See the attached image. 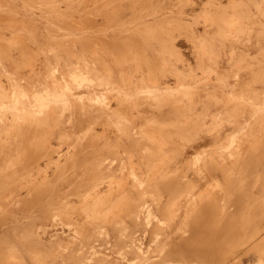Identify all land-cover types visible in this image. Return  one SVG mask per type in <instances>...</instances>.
<instances>
[{
    "label": "bare ground",
    "instance_id": "bare-ground-1",
    "mask_svg": "<svg viewBox=\"0 0 264 264\" xmlns=\"http://www.w3.org/2000/svg\"><path fill=\"white\" fill-rule=\"evenodd\" d=\"M252 172L264 175V0H0V264H20L41 249L46 259L63 258L68 246L69 260L80 257L77 233L98 237L106 217L123 209L113 205L160 192L200 196L203 220L192 204L185 210L203 225L213 214L209 200L223 199L219 189L197 193L183 181L208 173L231 186ZM33 208L39 215L29 214ZM238 211L233 226L245 219ZM42 212L52 216L40 219ZM53 228L66 234L44 238ZM223 262L212 250L195 260Z\"/></svg>",
    "mask_w": 264,
    "mask_h": 264
},
{
    "label": "rangeland",
    "instance_id": "rangeland-1",
    "mask_svg": "<svg viewBox=\"0 0 264 264\" xmlns=\"http://www.w3.org/2000/svg\"><path fill=\"white\" fill-rule=\"evenodd\" d=\"M204 174V176H205V174H206V176H205V178H204V180H202L203 178L202 177H204L202 174H200V175H198L196 178H200L199 180H201V181H199L198 183H196L197 182V180L195 181V178H194V180L193 179H187V180H185V181H183V183H182V188L184 187V189L187 187V185H189L188 187H192V186H194L193 184L195 183L196 184V188H193V191H196L197 193H198V190L200 189L201 191H202V189L203 188H205L206 189V187L207 186H209V185H212V186H217L216 187V190H218L219 192H220V195L222 196V198L224 199H219V200H216V199H214V200H209V202L208 203H210L211 205H212V211H213V214H212V216H211V219H209L210 221L209 222H205L203 225L201 224V223H199V221L200 222H203V221H201V220H199V219H202L201 218V213H200V205L202 204L201 203V198H200V196L198 197H196V196H194V198L192 197V192H189L188 190L187 191H184V194H183V192H182V190L180 191V192H176L178 195H175V193L173 194V197L172 198H169L167 195H170L169 193H163V194H161V192L160 193H157V196L155 195L154 197L152 196V197H150V200H138V201H135V200H133V201H129V202H132V203H136L135 205H131L130 207H128L129 205H113L114 207H119V209H117V210H115V211H120V209H122V207H123V209L120 211V213L118 212V213H113V215L111 216V215H108V217H106V219L108 220L107 221V223H108V225H107V227H106V229H105V232H102L101 234H99V236L98 237H96V236H91V237H89L88 238V236H87V238H86V236H84L83 234H84V232H80V233H77L76 235H78L77 237H76V241H79V243H74V245H73V247L75 246V247H83L84 249H82V247L80 248V250H79V253H80V257H73L72 258V256L70 255V257H71V259H72V261H71V259L69 260V251L67 252V249L68 248H72V246H68V248L67 249H65L66 247H64V249L62 248L61 249V251H63L64 252V257L62 258H58V259H52V258H47L46 259V257H45V252H44V250L43 249H41V250H38L37 252H28V259H27V261H25V262H21L20 264H47V262L49 261V263L48 264H53L54 262L55 263H57V264H78V263H80V264H105V262H107L106 264H119V263H121V264H138L137 263V260H136V258H138V262H139V264H145V263H147V261L149 262V260H150V263L151 262H153V263H151V264H196L195 263V260H197V254H200L201 252H203V253H206V252H211V250H212V252H215V254L218 256V254H219V257H222L223 258V264H226V262H228V263H232V264H236L237 262H238V264H253L254 262H256L257 260H259V258L260 257H263L264 258V229H262L261 227H263L264 228V226H262V225H257V223H258V221L260 222V221H264L263 219H262V217H264V210H261L260 209V211H259V207L260 208H262L263 209V207H264V201H262L263 199H264V190H263V188L264 187H260V185L262 184V182H264V175L263 174H258V173H255V172H252V173H247V174H237L239 177H235V182L234 183H232L231 184V186L229 185L228 186V182L227 181H225L224 179V177L222 176H214V177H211V178H208L209 176V174L208 173H203ZM253 174V175H252ZM257 175V176H256ZM259 175V176H258ZM260 176H261V179H260ZM207 177V178H206ZM224 178V179H223ZM259 178V179H258ZM263 178V179H262ZM191 180V181H190ZM192 180H193V182H192ZM190 181V182H189ZM217 181H219V183H217ZM262 181V182H261ZM191 182H192V185H190L191 184ZM257 182V183H256ZM207 183V184H206ZM256 183V184H255ZM261 183V184H260ZM186 184V185H185ZM249 186H248V185ZM185 185V186H184ZM247 185V186H246ZM211 186V187H212ZM253 186H257V187H253ZM259 186V187H258ZM246 187H250V188H246ZM218 188V189H217ZM205 189H203V190H205ZM210 189H212V188H210ZM250 189V190H249ZM242 191V192H241ZM187 192L188 193H190V194H187ZM200 192V191H199ZM222 193V194H221ZM226 194V195H224V194ZM159 194V195H158ZM185 195V194H187L186 196H185V198H183L182 197V195ZM164 195V196H163ZM172 195V194H171ZM171 195H170V197H171ZM175 195V196H174ZM188 195L190 196V198H188ZM242 195V196H241ZM176 196H177V198H176ZM225 196V197H224ZM230 196V197H229ZM167 199H166V198ZM191 197H192V199H191ZM235 197V198H234ZM251 197V198H250ZM176 198V199H175ZM199 198V199H198ZM236 198H240L239 200L238 199H236ZM245 200H244V199ZM49 199H52V197H49ZM181 199H183V200H185V201H183V200H181ZM190 199V200H189ZM196 199H198L197 201L198 202H196V204L197 205H195V201H196ZM230 199V200H229ZM232 199V200H231ZM243 199V200H242ZM247 199H249V200H247ZM73 202L74 201H79V199H71ZM115 200V201H114ZM167 200V201H166ZM173 200V201H172ZM221 200V201H220ZM241 200H242V202H241ZM33 201H35V200H30V202L32 203ZM111 202H113V203H116V204H119V203H121V202H124L125 200L123 199V200H119V199H111L110 200ZM143 201H145L146 203L145 204H138V202H143ZM148 201H151V203H149ZM190 201H192L191 203H189ZM194 201V202H193ZM217 201V202H216ZM226 201H228V202H226ZM232 202V204H231V202ZM236 201V202H235ZM250 201V202H249ZM252 201V202H251ZM260 201H262V203L260 202ZM162 202V203H161ZM172 202V203H171ZM182 202V203H181ZM200 202V203H199ZM203 202V201H202ZM230 202V203H229ZM234 202H235V204H234ZM241 202V204H243V205H245V204H247V206L245 207V206H243V205H241V204H239ZM245 204H244V203ZM247 202V203H246ZM153 203H155V205L153 204ZM161 203V204H160ZM177 203H179V204H177ZM188 203V205H185V204H187ZM231 204V205H229V204ZM239 205H241L240 207L238 206V204ZM253 203V204H252ZM261 204V206H259L260 204ZM150 204H151V207H150ZM159 204V205H158ZM163 204V205H162ZM170 204V205H169ZM181 204V205H180ZM192 204V205H191ZM237 204V205H236ZM146 205V206H145ZM149 205V206H148ZM162 205V206H161ZM165 205V206H164ZM192 207H191V206ZM237 207H236V206ZM252 205H253V207H252ZM256 205V206H255ZM126 206V207H125ZM133 206V207H132ZM141 206V207H140ZM144 206V207H143ZM153 206V207H152ZM155 206H157V207H155ZM163 206H164V208H163ZM179 206V207H178ZM188 206H190L191 207V209H192V213H193V210H194V212H195V210H196V212H195V214H197V216H199V219H198V217H196V215L195 214H192L191 213V209H188L189 210V212L188 211H186L185 209H187V208H190V207H188ZM195 206H198V207H195ZM231 208H230V207ZM72 207H74V209L72 208V210H75V207L76 206H72ZM110 207V206H109ZM121 207V208H120ZM125 207V208H124ZM147 207V209H150L151 211L150 212H148V213H145V215H144V213L142 212L139 216H136V212L135 211H137L138 210V208H146ZM150 207V208H149ZM162 207V208H161ZM195 207V208H194ZM239 207V208H238ZM242 207L244 208H247V209H242ZM126 208H128V209H126ZM137 208V209H136ZM152 208V209H151ZM156 210H154V209ZM158 208L161 210H158ZM167 208V209H166ZM194 208V209H193ZM197 208V209H196ZM227 208V209H226ZM235 208H238L239 209V211L241 210V211H243V215H242V220L244 219V221L242 222L241 220H239V222H238V226H233V224L235 223H237L236 221L234 222L233 221V224H231V222H230V220L231 219H233L232 217L235 215L236 216V211L238 210V209H235ZM252 208V209H251ZM34 209V212H33V210L31 209L30 211H29V214H35V213H37L38 214V211L35 209V208H33ZM77 209V208H76ZM176 209V210H175ZM232 209V210H231ZM128 210V211H127ZM152 210H153V212H152ZM165 210V211H164ZM180 210V211H179ZM234 210H235V212H234ZM247 210V211H246ZM59 210H57L56 212H58ZM158 211H160V212H158ZM164 211V212H163ZM177 211V212H176ZM179 211V212H178ZM186 211V212H185ZM198 211V212H197ZM225 211H226V215H225ZM231 213H230V212ZM238 211V212H239ZM263 211V212H262ZM155 212V213H154ZM157 212V213H156ZM183 212H185V213H183ZM246 212H249V214L248 213H246ZM259 212H261V213H259ZM123 213V214H122ZM161 214V218H163L164 219V223L162 224V226H160V225H158V220L156 221V219H157V216H155L156 214L158 215V214ZM175 213H177V216H176V214ZM181 213V214H180ZM187 213H189V214H187ZM229 213L231 214V215H229ZM233 213H235V214H233ZM117 214V215H116ZM124 214H128V215H124ZM198 214H200V215H198ZM248 215L249 217H247L246 215ZM39 215V214H38ZM44 215H47V216H49V215H51L52 216V214H47L46 212H42V215H40V219L44 216ZM116 215V216H115ZM135 215V216H134ZM154 215V217H152ZM175 215V216H174ZM183 215H185L186 216V218H185V216H183ZM189 215V216H188ZM233 215V216H232ZM244 215H245V217H244ZM132 216V217H131ZM183 216V217H182ZM221 216V217H220ZM226 216V217H228V219H226L225 220V218L224 217ZM230 216H231V218H230ZM251 216V217H250ZM111 217H113V218H111ZM117 217V218H116ZM123 217H125V218H123ZM133 217H135V218H133ZM141 217V218H140ZM144 217H145V220H144ZM156 217V218H155ZM191 217V218H190ZM192 217H193V219L194 218H196L197 220H193L192 219ZM247 217V218H246ZM152 218V219H151ZM178 218V219H177ZM184 218L185 219H187V220H184ZM223 218H224V220H223ZM235 218V217H234ZM132 219H135V220H132ZM139 219V220H138ZM150 219H151V222H150ZM154 219V220H153ZM175 219L177 220V221H175ZM218 219H220V221H218ZM262 219V220H261ZM111 220V221H110ZM126 220H128L127 222H126ZM131 220H132V222H131ZM138 220V221H137ZM181 220H182V223H181ZM199 220V221H198ZM203 220V219H202ZM206 220V219H205ZM204 220V221H205ZM234 220H236V218L234 219ZM172 221H174L173 223H172ZM191 222L192 221V223H189V222ZM196 221V222H195ZM212 221V222H211ZM224 223H223V222ZM226 221H227V223H226ZM125 222V223H124ZM131 222V223H130ZM137 222V223H136ZM145 222V223H144ZM154 222H156L155 224H154ZM185 222H186V224H185ZM188 222V223H187ZM194 222V223H193ZM110 223V224H109ZM132 224L133 223V225H130V224ZM139 223V224H138ZM147 223V224H146ZM151 223V224H150ZM197 223H199V224H197ZM211 223H212V225H211ZM223 223V224H222ZM113 224V225H112ZM116 224H117V226H116ZM120 224V225H119ZM127 224H129L128 226H127ZM138 224V225H137ZM145 224H146V226H145ZM154 224V225H153ZM173 224V225H172ZM181 225V226H179V225ZM188 224H191V227H190V225H188ZM195 224H196V226H195ZM205 224H206V226L208 225V226H210L211 225V227H206L205 226ZM228 224H230L229 226H231V227H229L228 226ZM172 225V226H171ZM199 225H200V227H199ZM221 225V226H220ZM116 226V227H115ZM143 226V227H142ZM157 226H160V227H162L161 229H159V227H158V229H155V228H157ZM194 228H193V227ZM206 227V228H203V227ZM228 228H226V227ZM140 227L141 228H143L142 230V233H141V229H140ZM148 227H149V229H148ZM153 229H152V228ZM176 227H178V228H176ZM181 227V228H180ZM189 227V228H188ZM218 229H217V228ZM223 227H225L227 230H228V232H230L231 233V231L233 230L235 233H237V234H235L234 232H232L231 234L230 233H227V232H225V231H227L225 228H224V232L222 231L223 229ZM235 227H237V229L235 228ZM113 228V229H112ZM133 228V229H132ZM135 228V229H134ZM138 228V229H137ZM171 228H172V230H171ZM174 228H175V230H174ZM203 228V229H202ZM209 228V229H208ZM234 228V229H233ZM114 229H116V231L114 230ZM137 229V230H136ZM146 229V230H145ZM148 229V230H147ZM166 229L168 230V231H166ZM170 229V230H169ZM189 230V231H185V230ZM194 229H198V230H200L199 232L201 233V235L203 234V236H204V238L201 240V241H198V240H200V239H198V240H194V237H193V231H191V230H194ZM202 229V230H201ZM231 229V230H230ZM261 229H262V231H261ZM57 230V231H56ZM109 230V231H108ZM150 230V233H148L147 231H149ZM152 230V231H151ZM156 231V233L154 232V231ZM174 230V231H173ZM179 230V231H178ZM204 230V231H203ZM214 230H216L215 231V234L214 235H212L213 233H214ZM230 230V231H229ZM239 230V231H238ZM241 230V231H240ZM54 231H55V235H54ZM112 231H114L115 233H111ZM119 231H121V232H119ZM136 231V232H135ZM146 233H145V232ZM159 231V232H158ZM165 231V232H164ZM202 231V232H201ZM222 231V232H221ZM238 231V232H237ZM58 232H61V236L63 235V234H66L62 229H55V228H53L52 230H50L49 231V234H48V232L47 233H45V234H43L44 235V238L45 237H47V238H50V237H56V236H58L60 233H58ZM128 232V233H127ZM144 232V233H143ZM157 232H158V234H157ZM164 232V233H163ZM171 232V234L170 235H168L169 233ZM199 232H198V234H199ZM58 233V234H57ZM135 233V234H134ZM141 233V234H140ZM154 233V234H153ZM165 233L167 234V235H165ZM178 233H179V235H178ZM181 233V234H180ZM190 233H192V234H190ZM206 233H209V235H208V237H207V235H206ZM217 233V234H216ZM219 233V234H218ZM48 234V235H47ZM50 234H52V236L50 235ZM57 234V235H56ZM115 234V236H112V235H114ZM118 236H117V235ZM134 234V235H133ZM138 234H140V235H138ZM144 236H143V235ZM183 234V235H182ZM190 234V235H189ZM225 235V237L228 239V240H230L231 239V241H228L227 240V242L226 241H224L223 242V244L220 242L219 244H216L215 242H216V239L217 238H223V236ZM235 234V235H234ZM150 235H152V236H150ZM155 235V236H154ZM161 235V236H160ZM173 235V236H172ZM177 235V236H176ZM206 235V236H205ZM211 235V236H210ZM217 237H216V236ZM219 235H223V236H219ZM230 235H232V236H230ZM237 236V237H234V236ZM102 236V237H101ZM120 236V237H119ZM123 236V237H122ZM139 236V237H138ZM150 236V237H149ZM154 236V237H153ZM163 236V237H162ZM184 237V238H182L181 239V237ZM189 236H190V238H189ZM213 236H215L214 238H213ZM230 236V237H229ZM79 237H81V238H79ZM85 237V238H84ZM111 237V238H110ZM113 237V238H112ZM144 237H149V238H144ZM169 237V238H168ZM173 237V238H172ZM176 237V238H175ZM236 238L235 240H233L234 238ZM242 237V238H241ZM17 238V236L15 237V239ZM98 240V241H100V242H98L96 239ZM99 238V239H98ZM100 238H102V239H100ZM109 240H108V239ZM116 238H118V239H116ZM141 238H144V240L143 239H141ZM161 238H163V239H161ZM164 238H165V241H163L164 240ZM167 238V239H166ZM187 238H189V239H187ZM191 238H192V240H193V242H194V248L192 247V240H191ZM210 238H212L211 240H210ZM86 239V240H85ZM89 239V240H88ZM114 240V241H112L111 242V240ZM124 239V240H123ZM136 239V240H135ZM180 239V240H179ZM187 239V240H186ZM209 239V240H208ZM85 241L84 243H85V245L83 244V241ZM88 240V241H87ZM92 240V241H91ZM93 240H94V244H95V246H91L92 245V243H93ZM104 240V241H103ZM127 240H130V242L128 241V244H133V251L130 253V252H128L127 251V245H126V242L125 241H127ZM146 240H148V241H146ZM191 240V241H190ZM204 240V241H203ZM212 240H215V241H213L212 242ZM222 240V239H221ZM181 241H182V243H181ZM203 241V242H202ZM86 242H87V244H90V246L89 245H86ZM97 244H96V243ZM116 242H118V243H116ZM124 242V243H123ZM138 244H137V243ZM148 242V244H146ZM185 242V243H184ZM188 242H192V243H190V245H189V243ZM205 242V243H204ZM104 243H105V245H104ZM115 243V244H114ZM120 243H122V244H120ZM174 243H176V244H174ZM188 243V244H187ZM201 243V244H200ZM206 243H207V245H206ZM212 243V244H211ZM70 244H72V243H70ZM69 244V245H70ZM109 244V245H108ZM110 244H111V247H110ZM114 244V245H113ZM117 244V245H116ZM120 244V245H119ZM135 244V245H134ZM142 244V245H141ZM165 244V245H164ZM171 244V245H170ZM174 244V245H173ZM182 244V245H181ZM196 244V245H195ZM203 244V245H202ZM209 244V245H208ZM225 244V245H224ZM80 245V246H79ZM123 245V246H122ZM124 245H125V248H124ZM138 245H139V247H138ZM172 245H173V247L174 248H171L172 247ZM202 245V246H201ZM205 245H206V247H205ZM219 245V246H218ZM221 245H224V246H221ZM86 246H87V248H86ZM106 246H108V247H106ZM114 246V247H113ZM141 246H142V248H141ZM176 246H177V248H176ZM187 246V247H186ZM201 246V247H200ZM100 247H102V248H99ZM104 247V248H103ZM110 247V248H109ZM137 247V248H136ZM180 247H185V248H180ZM197 247L198 248H200V249H197ZM209 247V248H208ZM107 248V249H106ZM113 248V249H112ZM121 248V249H120ZM145 248H147V249H145ZM201 248H203L202 249V251H201ZM205 248V249H204ZM70 249H68V250H70ZM105 249V250H104ZM111 249L113 250V251H111ZM138 249H139V251L141 252V253H139V252H137L138 251ZM142 249V250H141ZM170 249V250H169ZM171 249H172V251H171ZM175 249V250H174ZM176 249H177V251H176ZM192 249H195V250H193L192 251ZM208 251H207V250ZM209 249H211V250H209ZM66 250V251H65ZM84 250V251H83ZM99 250V251H98ZM100 250H101V253H100ZM103 250V251H102ZM106 250L108 251V252H106ZM115 250H117V251H119V252H116ZM145 250V251H144ZM176 251V252H174V251ZM185 250H187V251H185ZM96 251V252H95ZM121 251V252H120ZM127 251V252H126ZM135 251H136V254H134L135 253ZM196 251V252H195ZM198 251V252H197ZM200 251V252H199ZM62 252V253H63ZM84 252V253H83ZM103 252V253H102ZM100 253V254H99ZM106 253V254H105ZM109 253L111 254L110 256H108L109 255ZM121 253V254H120ZM67 254V255H66ZM98 254V255H97ZM102 254V255H101ZM114 254V255H113ZM126 254V255H125ZM129 254V255H128ZM134 254V255H133ZM139 254H143L144 256H142V255H139ZM81 255H83V256H85V257H83V256H81ZM101 255V256H100ZM103 255H106V256H108V257H104ZM117 255H119V256H117ZM192 255V256H191ZM94 256V257H93ZM124 256V257H123ZM135 257V259L133 258V259H128V258H130V257ZM142 256V257H141ZM65 257H66V259H65ZM82 257V258H81ZM94 258V259H92L91 260V258ZM97 257V258H96ZM110 257V258H109ZM114 257V258H113ZM117 257V258H116ZM118 257H119V259H121L122 258V261L121 260H119L118 259ZM121 257V258H120ZM79 258V259H78ZM83 258H85V259H83ZM105 258V259H104ZM109 258V259H108ZM127 258V259H126ZM140 258H141V261H140ZM149 258V259H148ZM82 259V260H81ZM151 259H152V261H151ZM48 260V261H47ZM52 262H51V261ZM60 260V261H59ZM67 260V261H66ZM85 260V262H83ZM86 260H88V261H86ZM95 260V261H94ZM104 260H107V261H104ZM115 260H116V262H115ZM117 260H119V261H117ZM125 260V261H124ZM131 260V261H130ZM146 260V261H145ZM47 261V262H46ZM56 261H58V262H56ZM71 261V262H70ZM75 261V262H74ZM89 261H91V262H89ZM104 262V263H102V262ZM108 261H111V262H108ZM128 261V262H127ZM144 261V262H143ZM100 262V263H99ZM119 262V263H118ZM123 262V263H122ZM135 262V263H134ZM156 262V263H155ZM54 263V264H55ZM150 263H148V264H150ZM202 264V263H201ZM262 264H264V262L262 263Z\"/></svg>",
    "mask_w": 264,
    "mask_h": 264
}]
</instances>
